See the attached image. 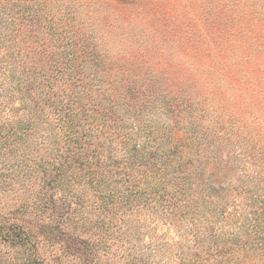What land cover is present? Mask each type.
Instances as JSON below:
<instances>
[{
	"label": "trees",
	"instance_id": "trees-1",
	"mask_svg": "<svg viewBox=\"0 0 264 264\" xmlns=\"http://www.w3.org/2000/svg\"><path fill=\"white\" fill-rule=\"evenodd\" d=\"M135 3L0 0V264H264V88L223 102Z\"/></svg>",
	"mask_w": 264,
	"mask_h": 264
},
{
	"label": "rangeland",
	"instance_id": "rangeland-1",
	"mask_svg": "<svg viewBox=\"0 0 264 264\" xmlns=\"http://www.w3.org/2000/svg\"><path fill=\"white\" fill-rule=\"evenodd\" d=\"M132 1H135V4L144 2L142 6L149 10V14L143 13L134 18L135 23L142 26H151L154 23L169 26L175 20L178 21L175 15L181 16L179 24L184 28L182 37L177 36L175 43L169 40L171 45H165L168 58L174 64L184 66L186 63L196 64L198 61V58H193L192 61L187 57L188 53L184 56L181 41H214L213 54L204 62V69L201 71L207 76H215L214 86L221 91L223 102L235 106L238 90L247 91L252 85L264 88V0ZM156 11L163 14L155 16ZM112 36L109 35L104 40L110 54L126 53L127 50L133 49L130 48L133 46L130 39ZM212 68L219 70L220 75ZM221 72L227 76L224 77L226 79L221 77ZM214 103H217L216 99ZM11 199L10 193L0 194V208L11 206ZM148 235L150 238V234ZM151 235L167 240L174 237V230L159 222ZM142 238L149 239L147 234Z\"/></svg>",
	"mask_w": 264,
	"mask_h": 264
}]
</instances>
